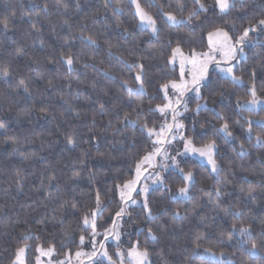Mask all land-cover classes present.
<instances>
[{"label":"trees","instance_id":"1","mask_svg":"<svg viewBox=\"0 0 264 264\" xmlns=\"http://www.w3.org/2000/svg\"><path fill=\"white\" fill-rule=\"evenodd\" d=\"M203 2L214 6V0ZM235 3L226 16L201 13L172 25L162 12L186 16L197 7L194 0H141L159 28L153 35L138 25L130 0H0V19L9 21L7 30L0 24V72L10 73L7 79L0 76V264H10L15 249L25 243L31 246L27 264H34L37 245L54 244L59 257L80 250L79 236L87 235L82 218L96 207L97 190L104 205L97 227L112 222L121 207L116 186L133 176L135 163L152 149L153 138L141 125L159 126L162 116L152 109L165 101L160 85L179 79L177 66L167 63L171 47L179 43L184 52L204 51L210 25L234 24L227 30L239 35L264 19V0ZM89 36L95 44L87 41ZM69 52L71 71L61 58ZM136 62L145 66L143 95H130L122 83L136 88L138 70L127 67ZM253 70L257 95L264 99L260 41L245 47L244 62L235 72L243 85L210 68L211 82L201 89L204 99L186 94L182 123L187 135L194 136V144L216 138L219 172L186 158L181 166L194 173L186 197L173 199L184 181L170 170L165 183L171 191L155 187L148 196L151 219L141 206L129 209L136 223L131 241L148 248L151 264H264V143L256 141L257 135L264 137L259 123L264 107L236 106L238 98L250 99L245 85ZM205 102L208 110L197 114V103ZM216 112L228 120L236 139L216 134L222 123ZM234 223L237 228L250 224L252 239L234 232ZM148 228L155 241L147 237ZM196 243L201 247L193 251ZM209 248L215 255L205 251Z\"/></svg>","mask_w":264,"mask_h":264},{"label":"snow or ice","instance_id":"2","mask_svg":"<svg viewBox=\"0 0 264 264\" xmlns=\"http://www.w3.org/2000/svg\"><path fill=\"white\" fill-rule=\"evenodd\" d=\"M131 2L135 5V16L138 17L139 25L143 26L144 29L150 30L153 35H157L159 28L150 11L142 6L141 0H131ZM194 2L197 7L194 10L189 11L186 16L180 15L178 17L172 11L162 12V15L172 25H180L188 23L194 18L198 19L201 13L207 14L212 12L220 17L226 16L236 6L235 0H214V6H206L203 0H194ZM148 7L150 8L151 5H148ZM156 7L158 9H163L164 5L157 4ZM169 7H171V5H169ZM44 10H47V5L44 6ZM178 11L183 13V8L179 7ZM0 24L3 25L5 30L9 27V21L6 17L0 19ZM228 28L234 29L235 25L227 24V27L216 25L209 26V30H207V51L197 52L196 49L193 48L188 53H185L179 43H177L175 47H171L167 63L170 66H173V68L177 64L179 65V80H170L160 85V89L164 93L163 99L166 102L156 105L152 111L158 112L162 116L163 122L158 127L155 125L149 127L147 121L141 125L150 139L154 137V139L151 140L152 150L147 151L146 154L135 163L134 175L130 179L125 180L122 184L116 186L119 191L121 207L119 208V211L115 213L111 227L104 230L103 235L105 241L109 238H112L116 242L121 240L122 234L119 231L121 225L117 223V219L122 220L125 217L130 218L131 212L129 209L140 205L145 210L147 218L151 219L153 217L148 202L150 185L148 183H143L144 181L151 180L153 184L164 185L166 190L171 191L170 186L165 183L166 177L161 175V172H167L169 168H173L184 181L183 186L177 187V192L173 195V199L176 198V195H188L189 188L194 179V173L191 169L185 171V168L181 166L183 159H178L177 157L183 158L186 153L198 155L207 160L211 165V170L213 172H219V167L215 160V154L218 148L216 138H211L200 147H196L194 144V136L187 135L188 129L185 124L179 122L178 117L183 115L181 108H183L184 111L188 110L187 102L185 100L187 93H194L197 100L204 99L201 89L211 82L209 71L211 65H215L219 72L224 73V78L229 79L232 84H244L243 77L237 76L235 72L238 70L239 65L244 62V48L253 43L250 34L257 30L264 32V19L258 20L256 25L244 27L239 35H236L235 31L230 33V31L227 30ZM86 39L91 44L96 43L91 36L86 37ZM169 45H171V41H169ZM61 58L71 71L72 65L74 64V59L71 53L69 52L67 55L61 53ZM127 67L130 70H138L133 77L137 86L133 89L128 81L125 80L122 81L124 87L130 95L133 93L136 95H143L145 92L144 64L136 62L134 64H128ZM186 70L190 79H185ZM0 76L7 79L10 76V73L7 69H4L0 72ZM250 76L252 77L251 82L248 85H245L248 88L250 99L243 100L242 98H238L236 100L237 108L249 111L254 110L260 104H264V99L259 98L257 95L255 70L250 73ZM20 83L23 84V81L21 80ZM169 89L174 92L175 99L168 95ZM24 90L27 91V87H25ZM201 109L208 110L207 102L204 104L197 103L195 112L199 114ZM212 111L215 110L212 109ZM215 115L217 119L222 121L220 127L216 130V134H223L225 139H236L230 131L228 120L224 118L223 114L221 112H216ZM169 117H171V123L168 122ZM125 120H128L127 114L125 115ZM130 123L135 125L137 120H132ZM259 123L264 126V120H261ZM248 124L249 127L247 131L250 134L252 132L251 121H248ZM0 127H3V125H0ZM191 130L193 133L195 132V121H193ZM176 140L183 141L184 150L183 152H177L176 155H171L166 146L171 145ZM256 141L258 144L264 143V137L257 135ZM68 143L75 147V142L71 137L68 138ZM240 148L241 150L244 148L242 143ZM157 157L160 158V162H157ZM149 168L153 170L159 168L160 171L148 173ZM145 173H148V175H145ZM251 191L252 189L250 188L249 193H251ZM217 194L219 195V190H217ZM137 196L142 197V199H136L135 197ZM95 205L96 207L91 209L82 218V226L87 235L81 234L79 236L78 245L81 250L75 252V260L78 264H85V259L87 264H103V260L106 258L109 264H117V261L113 260L112 256L107 252L104 241H97L96 239L97 236L101 235L97 230V221L102 217L104 210L99 190L96 191ZM73 207H75V205H73ZM234 215H240L239 211L234 213ZM232 230L238 232L242 238L247 237L249 240L252 239V226L250 224L244 225L241 223L240 227L237 228L234 223L232 224ZM137 235H139V230ZM147 237L153 241L157 239L151 228L147 229ZM23 239L28 240L32 239V237L24 235ZM36 239L39 238L36 237ZM199 239L200 238L198 237L197 240ZM229 239H231V233L229 234ZM86 242L91 245V251L82 250ZM98 244L99 248L97 247ZM30 247L31 246L26 243L17 247L10 264H27V251ZM200 247L201 244L196 243L193 251ZM251 247L253 250L256 249L257 245L254 241L252 242ZM35 251L39 253V255L35 257V264H44V261L42 260L44 257L48 258L47 264H54L52 257L57 255L56 246L54 244H49L46 248L42 245H37ZM125 251L130 264H151L149 260V250L147 247L141 248L139 240L132 243L131 247L126 250H117L115 255L119 258V264H124ZM205 251L215 255L210 248L205 249ZM221 255H223V253H221ZM72 260L73 257L71 253H66L64 260L55 261V264H72Z\"/></svg>","mask_w":264,"mask_h":264},{"label":"rangeland","instance_id":"3","mask_svg":"<svg viewBox=\"0 0 264 264\" xmlns=\"http://www.w3.org/2000/svg\"><path fill=\"white\" fill-rule=\"evenodd\" d=\"M130 1H131V0H130ZM131 3H132V2H131ZM132 5H133L134 13H135V5H134V4H132ZM136 18H137V22H138V25H139L138 17H136ZM165 19H166V18H165ZM167 22H168V21H167ZM168 23H170V22H168ZM170 24H171V23H170ZM139 26H140V25H139ZM140 27L143 28V26H140ZM149 31H150V30H149ZM258 31H259V30H257L256 32H254V36H253V38H252L253 43H254V42H257V41H260V42H263V43H264V37H263V38H259V37H258V36H259ZM207 50H208V49L206 48V50H204V51H207ZM197 52H198V51H197ZM185 53H188V52H185ZM244 53H245V48H244ZM176 66H177V68H178V72H179V65L177 64ZM210 68L215 69L216 71L219 72V70L215 67V65H211ZM220 73H221V72H220ZM221 74L224 75V73H221ZM185 79H190V76L187 75V70H186V76H185ZM178 80H179V79H178ZM178 80H177V81H178ZM162 92H163V91H162ZM168 95H169L170 97H172L173 99H175V94H174V92H173L171 89H169V91H168ZM187 95H188V94H187ZM163 96H164V93H163ZM185 100H186V102H187V106H188V97H187V96H185ZM165 102H166V101H164V103H165ZM259 107H264V104H260V105H258L255 109H258ZM181 112H182L183 115H184L185 111L183 110V108H181ZM183 115H182V116H183ZM182 116L178 117V120H179V122H181V123H182ZM162 122H163V118H161L159 125H160ZM168 122H169V123L172 122V121H171V117H169ZM153 139H154V137H153ZM201 145H202V144H195L196 147H200ZM166 147H167V150L169 151V153H170L171 155H176L177 152H183V150H184V144H183V141H180V140H176V141H174L171 145H167ZM151 150H152V149H151ZM151 150H150V151H151ZM177 158H178V159H183V161H184L186 158L196 159V160L199 161L200 163H203V164L207 165V166L209 167V169L211 170V165L207 162V160L204 159V158L199 157L198 155H195V154H192V153H186V154L184 155L183 158H181V157H177ZM156 159H157V162H160V158H159V157H157ZM215 160H216V159H215ZM216 162H217V161H216ZM217 165H218V163H217ZM170 170H175V169H173V168H169L167 172H161V175H163V176L166 177L167 173H168ZM153 171H160V169H159V168H156L155 170H153V169H151V168L148 169V173H151V172H153ZM175 171H176V170H175ZM211 172L214 173V174L217 173V172H213L212 170H211ZM148 173H145V175H148ZM133 175H134V174H133ZM143 183H148V184L150 185V191H151L153 188H155V187H164V185L153 184V183L151 182V180L144 181ZM177 196H179V197H186V196H180V195H177ZM118 197H119V191H118ZM135 198L138 199V200H139V199H142V197H139V196H137V197H135ZM119 201H120V200H119ZM138 206H140V205H137V206L131 208V210L134 211V210L136 209V207H138ZM117 223H118L119 225H121L119 231H120L121 234H122V235H121V240H120L119 242H116V241L113 240L112 238H109V239L106 240V241L104 240V235H103L104 230L110 228L111 225H112V222H111L108 226H102V227H99V228L97 227V230H98V232L101 233V235L97 236L96 239H97V241H104V243H105V248H106L107 252L109 253L110 256H112V259L115 260V261H117V264H119V258L115 255V253L117 252L118 249H119V250H126V249H128L129 247H131L132 243H134V242L131 241V240H132L133 232L136 230V223L134 222V219L132 218V216H131L130 218L127 217L125 220H124V219H122V220L117 219ZM89 231H90V229H89ZM97 247L99 248V244L97 245ZM80 250H81V249H80ZM82 250H84V251H91V245H89V244L86 242V244L83 246V249H82ZM74 254H75V253H74ZM74 254L72 255V257H73L72 264H78V262L75 260ZM37 255H39V253H37ZM37 255H36V256H37ZM36 256H35V257H36ZM64 258H65V256L59 257V256L54 255V256L52 257V260H53V262H54V264H55V261L64 260ZM47 259H48V258H46V257L42 258V260L44 261V264H47ZM103 261H104L106 264H109V262H108V260H107L106 258H105ZM34 264H35V261H34ZM85 264H87L86 259H85ZM124 264H130L129 259H128L127 256H126V251H125Z\"/></svg>","mask_w":264,"mask_h":264}]
</instances>
